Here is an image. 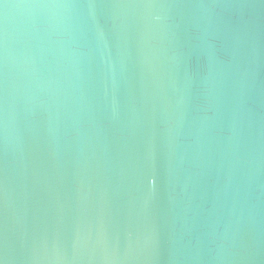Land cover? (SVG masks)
Instances as JSON below:
<instances>
[{
  "label": "water",
  "instance_id": "95a60500",
  "mask_svg": "<svg viewBox=\"0 0 264 264\" xmlns=\"http://www.w3.org/2000/svg\"><path fill=\"white\" fill-rule=\"evenodd\" d=\"M0 264H264V0H0Z\"/></svg>",
  "mask_w": 264,
  "mask_h": 264
}]
</instances>
